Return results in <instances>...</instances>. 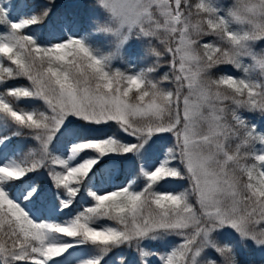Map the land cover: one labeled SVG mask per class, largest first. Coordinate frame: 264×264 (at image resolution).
I'll list each match as a JSON object with an SVG mask.
<instances>
[{"label": "snow or ice", "instance_id": "6c2138e0", "mask_svg": "<svg viewBox=\"0 0 264 264\" xmlns=\"http://www.w3.org/2000/svg\"><path fill=\"white\" fill-rule=\"evenodd\" d=\"M89 6L0 0V264H264V0Z\"/></svg>", "mask_w": 264, "mask_h": 264}, {"label": "trees", "instance_id": "16d2710c", "mask_svg": "<svg viewBox=\"0 0 264 264\" xmlns=\"http://www.w3.org/2000/svg\"><path fill=\"white\" fill-rule=\"evenodd\" d=\"M76 2H78L82 6L81 7V13L83 15L88 16V15L92 14V9L90 6L87 8L83 7V5L87 4L88 0H76ZM226 2L230 4L232 2V0H226ZM33 3L38 6V5L44 4L45 0H33ZM57 3L60 7H64L66 4L69 3V0H57ZM13 14H15V13H13ZM253 115H255L257 117L256 123H260L258 114L249 113L248 119L251 120L253 118ZM100 134L102 135L103 133H100ZM169 141L170 140L168 138H165L164 140L159 141L161 143H159V144L157 143V146H159L161 144L169 143ZM17 143H18V145H22L23 141H18ZM32 146L33 145L29 144L28 147H32ZM27 151H28V148H25L24 152H27ZM34 179L36 180L37 183H43L45 185H47V183H48V177L44 174L43 170H41V172L37 173L34 176ZM123 181H124L123 179L117 180L115 182V184L120 185L123 183ZM139 182H140V180H139V178H137V184H139ZM186 187H188V185L183 181H173V182L164 184L163 190L181 191ZM78 200H79V202L73 206L71 212H69L68 210H65L66 215L60 217V219L67 218L68 215L74 216L78 212L82 211L84 209L85 205L90 203V200L87 197H81V198H78ZM98 223L101 225V224H110L112 222L108 221V220H101ZM242 254H243L245 259L255 261L256 264H259L260 256H261V254L259 252H253L250 249H244Z\"/></svg>", "mask_w": 264, "mask_h": 264}]
</instances>
